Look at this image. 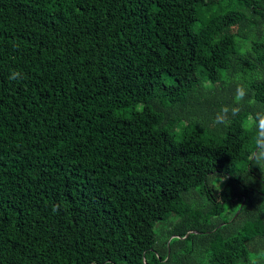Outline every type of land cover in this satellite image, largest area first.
Returning a JSON list of instances; mask_svg holds the SVG:
<instances>
[{
	"label": "trees",
	"instance_id": "trees-1",
	"mask_svg": "<svg viewBox=\"0 0 264 264\" xmlns=\"http://www.w3.org/2000/svg\"><path fill=\"white\" fill-rule=\"evenodd\" d=\"M261 110L264 0H0V264H264Z\"/></svg>",
	"mask_w": 264,
	"mask_h": 264
},
{
	"label": "clouds",
	"instance_id": "clouds-1",
	"mask_svg": "<svg viewBox=\"0 0 264 264\" xmlns=\"http://www.w3.org/2000/svg\"><path fill=\"white\" fill-rule=\"evenodd\" d=\"M10 79H15V73ZM248 95L246 89L244 87H237L236 94L234 97V101L237 105H240L243 101H245V97ZM224 113H228L230 109L225 106L222 108ZM240 111V108L231 109L232 117L236 116ZM218 124L228 125L230 121H225L222 116L217 117ZM264 110L258 111L254 114L251 124V131L255 133V146L252 152L254 162L259 166H264Z\"/></svg>",
	"mask_w": 264,
	"mask_h": 264
},
{
	"label": "rangeland",
	"instance_id": "rangeland-1",
	"mask_svg": "<svg viewBox=\"0 0 264 264\" xmlns=\"http://www.w3.org/2000/svg\"><path fill=\"white\" fill-rule=\"evenodd\" d=\"M159 224V223H158ZM161 225V224H160ZM158 226V225H157ZM157 232H158V227H156V229H155Z\"/></svg>",
	"mask_w": 264,
	"mask_h": 264
}]
</instances>
